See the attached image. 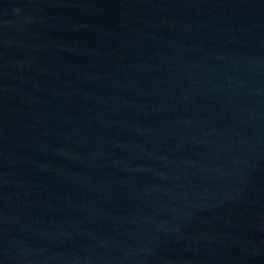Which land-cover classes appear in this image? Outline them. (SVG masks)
<instances>
[{
	"label": "water",
	"instance_id": "95a60500",
	"mask_svg": "<svg viewBox=\"0 0 264 264\" xmlns=\"http://www.w3.org/2000/svg\"><path fill=\"white\" fill-rule=\"evenodd\" d=\"M0 264H264V0H0Z\"/></svg>",
	"mask_w": 264,
	"mask_h": 264
}]
</instances>
